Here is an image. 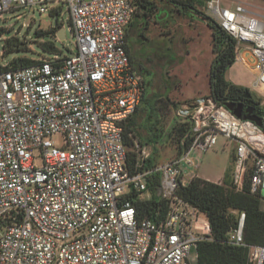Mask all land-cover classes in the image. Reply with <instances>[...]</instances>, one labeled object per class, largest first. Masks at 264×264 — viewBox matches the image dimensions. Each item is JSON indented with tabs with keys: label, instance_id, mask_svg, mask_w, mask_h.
I'll use <instances>...</instances> for the list:
<instances>
[{
	"label": "built area",
	"instance_id": "built-area-1",
	"mask_svg": "<svg viewBox=\"0 0 264 264\" xmlns=\"http://www.w3.org/2000/svg\"><path fill=\"white\" fill-rule=\"evenodd\" d=\"M236 3L212 0L206 15L236 40V62L252 73L249 88L264 103V24ZM51 4L68 7L72 56L14 70L0 50V264H198L210 224L177 192L200 178L199 153L224 137L235 145L232 188L242 193L249 181L263 208L264 127L211 95L195 99L175 109L190 126L187 150L145 169L152 154L135 141L132 174L124 124L146 89L127 52L136 8L132 0H0V19L36 7L53 18L59 9ZM155 173L168 205L157 222L140 219L134 204L152 200ZM245 220L240 213L228 243L248 250L247 264H264V247L245 242Z\"/></svg>",
	"mask_w": 264,
	"mask_h": 264
},
{
	"label": "rangeland",
	"instance_id": "rangeland-1",
	"mask_svg": "<svg viewBox=\"0 0 264 264\" xmlns=\"http://www.w3.org/2000/svg\"><path fill=\"white\" fill-rule=\"evenodd\" d=\"M158 6L157 14L147 22L135 20L130 29L129 46L133 57L134 66L147 82V98L157 102L160 111V125L164 132H170L178 119L175 116L173 103L192 102L210 94V70L215 60L214 39L212 29L200 13L206 15L207 6L212 0H193L195 10L186 8L188 0H176L178 3H166L155 0ZM240 2L243 6L264 24V0H222V5L234 9ZM59 9V24L66 30L67 40L58 41L56 47L60 57H70L76 51V39L72 33V22L67 5H53ZM39 7L33 10H20L15 14H4L0 19V28L5 33L0 37V50H4L6 39L14 36L27 42L29 51L24 53H12L5 55V62L10 63L16 58H53L54 54L44 53L39 48V43L47 39H37L35 32L48 30L53 18L48 13L40 14ZM198 11V12H197ZM260 15V16H259ZM143 33L145 38L139 34ZM227 79L247 88L257 100H263L251 91L249 85L253 82L252 73L235 63L226 74ZM178 105V106H179ZM143 119L139 120L138 139L144 141L147 134L143 125ZM57 145L62 143L60 137L54 138ZM138 142V141H137ZM139 143V142H138ZM140 144V143H139ZM147 151L153 154V146H145ZM133 150V149H132ZM155 158L158 165H164L177 157L176 144L162 141L156 145ZM235 145L224 137L219 138L218 144L208 152L201 154V162L196 174L201 179L212 183L226 181L232 185L235 168ZM264 208V206H263ZM199 231L209 234L208 228H199Z\"/></svg>",
	"mask_w": 264,
	"mask_h": 264
},
{
	"label": "trees",
	"instance_id": "trees-1",
	"mask_svg": "<svg viewBox=\"0 0 264 264\" xmlns=\"http://www.w3.org/2000/svg\"><path fill=\"white\" fill-rule=\"evenodd\" d=\"M166 3H178L176 0H161ZM135 6V15L133 22L130 24L127 33V52L131 64L134 66L133 57L130 52L129 39L130 29L133 27L135 20L145 22L144 30L147 29L148 20L152 19L158 12V6L155 0H132ZM180 3V2H179ZM186 8L195 10L193 0H188ZM198 12V11H197ZM59 13L54 12L55 15ZM204 19H209L208 25L212 29L214 39L215 60L210 70V94L212 98L221 105L227 103H237L243 98L247 88L230 82L226 74L236 63L235 46L236 40L223 31L213 20L204 13L198 12ZM61 24L53 27L51 24L48 30H38L35 32L37 39H47L48 41L39 43V48L48 54H56L59 50L56 47L57 32L62 28ZM5 33L0 28V37ZM141 38H145L143 33L139 34ZM56 42V43H55ZM29 51L27 42L20 40L14 36L6 39L4 43L5 55L12 53H26ZM38 61L31 58H16L9 63L12 69L27 68ZM135 67V66H134ZM146 85L147 82L145 81ZM147 90L145 89L142 101L135 113L124 124V143L128 148L127 168L132 173H136V162L138 155L132 150L135 147V141L141 146H153V154L147 160L145 169L158 166L155 158L156 145L166 139L176 144L177 156H181L190 145L191 137L188 134L190 130L189 124L180 123L179 121L173 125L170 132L166 133L161 129L160 111L163 107L157 106V102L152 103L147 98ZM179 103H173L176 109ZM258 111L264 115V109L261 101H258ZM143 119V125L146 129L144 141L138 139L139 120ZM264 127V121H263ZM160 173H155L149 178V189L152 193V200L141 202L137 199L134 204L137 207L140 219H151L155 222L163 219L167 214L168 205L160 195ZM178 196L192 206L196 207L201 213L207 217L210 228V240L201 242L199 245V261L198 264H247L249 260L248 250L243 247L233 246L228 243L230 231L238 225L239 214L245 213V229L244 237L248 245L264 247V210L258 197L250 194L249 181L246 182L245 191L237 193L232 185L224 181L223 185H218L210 181L198 178L191 182L186 188H180L177 192Z\"/></svg>",
	"mask_w": 264,
	"mask_h": 264
},
{
	"label": "water",
	"instance_id": "water-1",
	"mask_svg": "<svg viewBox=\"0 0 264 264\" xmlns=\"http://www.w3.org/2000/svg\"><path fill=\"white\" fill-rule=\"evenodd\" d=\"M58 24V17L56 16L53 21L52 25L53 27H56ZM57 39L60 42H63L64 40H67V35H66V30L62 27L58 32H57ZM246 96H250V92L246 91ZM230 111H232L238 118L240 119H245V120H251L255 122L257 125L260 127L263 126V119L259 118L255 115H252L251 110L248 109L245 111L246 115H243V105L242 104H237V103H227L225 105Z\"/></svg>",
	"mask_w": 264,
	"mask_h": 264
},
{
	"label": "flooded vegetation",
	"instance_id": "flooded-vegetation-1",
	"mask_svg": "<svg viewBox=\"0 0 264 264\" xmlns=\"http://www.w3.org/2000/svg\"><path fill=\"white\" fill-rule=\"evenodd\" d=\"M237 104L243 105V115H246L245 111L250 109L252 115L262 118L264 121V115L260 114V112L258 111V100L257 98H255L253 93H250V96H246L245 94L243 98H240Z\"/></svg>",
	"mask_w": 264,
	"mask_h": 264
},
{
	"label": "crops",
	"instance_id": "crops-1",
	"mask_svg": "<svg viewBox=\"0 0 264 264\" xmlns=\"http://www.w3.org/2000/svg\"><path fill=\"white\" fill-rule=\"evenodd\" d=\"M258 16V15H257ZM260 16V15H259ZM239 85V84H238Z\"/></svg>",
	"mask_w": 264,
	"mask_h": 264
}]
</instances>
